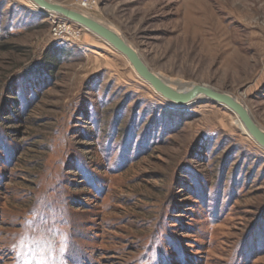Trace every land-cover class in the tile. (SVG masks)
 I'll return each mask as SVG.
<instances>
[{"label":"rangeland","instance_id":"1","mask_svg":"<svg viewBox=\"0 0 264 264\" xmlns=\"http://www.w3.org/2000/svg\"><path fill=\"white\" fill-rule=\"evenodd\" d=\"M52 1L264 130V0ZM236 118L175 104L80 24L0 0V264H264V148Z\"/></svg>","mask_w":264,"mask_h":264},{"label":"water","instance_id":"2","mask_svg":"<svg viewBox=\"0 0 264 264\" xmlns=\"http://www.w3.org/2000/svg\"><path fill=\"white\" fill-rule=\"evenodd\" d=\"M41 10L70 19L93 32L123 54L136 73L151 85L165 99L179 105L190 104L206 98L226 106L240 118L252 139L264 148V130L254 120L249 109L236 97L207 84L186 83L185 87L174 89L165 78L154 72L140 53L131 47L126 39L114 32L108 24L76 9L68 8L52 0H32Z\"/></svg>","mask_w":264,"mask_h":264},{"label":"bare ground","instance_id":"3","mask_svg":"<svg viewBox=\"0 0 264 264\" xmlns=\"http://www.w3.org/2000/svg\"><path fill=\"white\" fill-rule=\"evenodd\" d=\"M111 28V27H110ZM114 32H116L117 34H119V35H121L120 34V32L119 31H117V30H115V29H113V28H111ZM127 41V40H126ZM128 42V41H127ZM128 44L131 46V47H133L134 49H135V47L134 46H132L129 42H128ZM167 79V78H166ZM167 82L174 88V89H180L181 87V84H180V82H177V81H174V83L175 84H179L178 86L180 87V88H177L176 86H174V85H172V81L171 80H167ZM237 116V118H236V125L240 128V130H242L244 133H247L248 134V132H247V130H246V128L244 127V125L242 124V122H241V120H240V118L238 117V115H236ZM249 135V134H248ZM250 136V135H249ZM251 137V136H250ZM252 138V137H251Z\"/></svg>","mask_w":264,"mask_h":264},{"label":"built area","instance_id":"4","mask_svg":"<svg viewBox=\"0 0 264 264\" xmlns=\"http://www.w3.org/2000/svg\"><path fill=\"white\" fill-rule=\"evenodd\" d=\"M58 31V30H57Z\"/></svg>","mask_w":264,"mask_h":264}]
</instances>
